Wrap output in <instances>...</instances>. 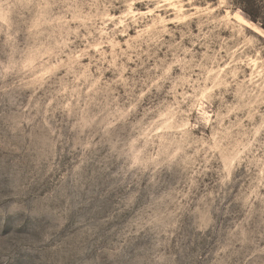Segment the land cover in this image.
Segmentation results:
<instances>
[{
    "label": "rangeland",
    "instance_id": "1",
    "mask_svg": "<svg viewBox=\"0 0 264 264\" xmlns=\"http://www.w3.org/2000/svg\"><path fill=\"white\" fill-rule=\"evenodd\" d=\"M234 0H0V264H264V31Z\"/></svg>",
    "mask_w": 264,
    "mask_h": 264
},
{
    "label": "trees",
    "instance_id": "2",
    "mask_svg": "<svg viewBox=\"0 0 264 264\" xmlns=\"http://www.w3.org/2000/svg\"><path fill=\"white\" fill-rule=\"evenodd\" d=\"M234 8L244 14L245 20L264 31V0H234Z\"/></svg>",
    "mask_w": 264,
    "mask_h": 264
},
{
    "label": "bare ground",
    "instance_id": "3",
    "mask_svg": "<svg viewBox=\"0 0 264 264\" xmlns=\"http://www.w3.org/2000/svg\"><path fill=\"white\" fill-rule=\"evenodd\" d=\"M237 16V15H236ZM237 18L239 19V21L243 24V25H247L248 23L244 20V19H242L241 17L239 18L238 16H237Z\"/></svg>",
    "mask_w": 264,
    "mask_h": 264
}]
</instances>
